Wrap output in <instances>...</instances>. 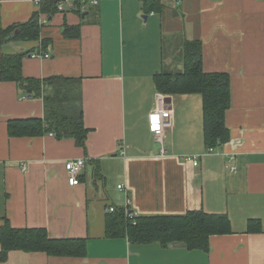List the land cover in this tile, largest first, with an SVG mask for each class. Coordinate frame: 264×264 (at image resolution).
<instances>
[{
    "label": "crops",
    "instance_id": "obj_1",
    "mask_svg": "<svg viewBox=\"0 0 264 264\" xmlns=\"http://www.w3.org/2000/svg\"><path fill=\"white\" fill-rule=\"evenodd\" d=\"M45 2L0 0V31L36 12L40 24L36 40L0 34V56L25 53V77H80L85 147L51 133L9 136L8 120L43 117V100L0 79V227L82 238L85 254L13 249L0 264H264V0H159L160 11L144 0H101L81 12L43 11ZM165 37L173 39L166 49ZM186 40L200 42L205 72L229 77V139L207 153L201 94H163L171 127L160 155L149 128L162 94L154 75L174 63L182 70L174 54ZM189 154L200 155L196 165L180 158ZM73 158L84 166L69 185L64 163ZM127 198L136 215L224 214L229 231L211 235L207 251L109 237L107 209Z\"/></svg>",
    "mask_w": 264,
    "mask_h": 264
},
{
    "label": "trees",
    "instance_id": "obj_2",
    "mask_svg": "<svg viewBox=\"0 0 264 264\" xmlns=\"http://www.w3.org/2000/svg\"><path fill=\"white\" fill-rule=\"evenodd\" d=\"M148 11L162 9L159 0H144ZM55 2L44 4L41 10H52ZM39 14L34 13L23 23L0 31L1 41L12 39L36 40L39 38ZM16 33L13 34L14 30ZM65 34L76 36L77 26H67ZM182 70L161 71L154 75L157 91L162 94L199 93L202 96L203 136L207 147H215L229 139L225 125V112L230 106V82L225 73L205 72L202 68L201 44L197 40L182 45ZM25 53L0 56V79L13 81L27 97H41L43 117L8 120L9 136H37L53 134L57 139L72 138L85 147L87 128L83 125L80 77L49 76L43 79L25 77L21 60ZM132 212V211H131ZM229 219L224 214L207 213L202 209L174 215L127 216L122 207L110 212L106 221V235L125 236L134 243L159 242L170 245L183 243L188 249L207 251L209 237L229 231ZM41 251L52 256H83L85 240L82 238H50L43 228H14L9 223L0 227V260L10 250Z\"/></svg>",
    "mask_w": 264,
    "mask_h": 264
},
{
    "label": "built area",
    "instance_id": "obj_3",
    "mask_svg": "<svg viewBox=\"0 0 264 264\" xmlns=\"http://www.w3.org/2000/svg\"><path fill=\"white\" fill-rule=\"evenodd\" d=\"M51 1V0H50ZM55 2L56 10L64 12L67 6H76L75 8L78 11H84L88 6H96L101 0H53ZM29 56L33 58L38 57H49L48 53L32 51ZM171 127V114L166 105V97L163 94L157 95L156 109L149 116V128L153 133L155 144L159 146V154L163 155L166 153L164 146L165 143V130ZM213 151V147L207 148V153ZM200 155L198 154H189L180 156V158L186 162H190L193 165L198 163ZM84 166L83 158H73L65 161L64 167L67 171V182L69 185H75L79 182V174ZM234 171V167L230 168ZM118 188H121L122 185L118 184ZM130 199H126L125 205L123 207L127 216H132L134 213L129 210ZM115 210L114 206H110L107 211L113 212Z\"/></svg>",
    "mask_w": 264,
    "mask_h": 264
},
{
    "label": "rangeland",
    "instance_id": "obj_4",
    "mask_svg": "<svg viewBox=\"0 0 264 264\" xmlns=\"http://www.w3.org/2000/svg\"><path fill=\"white\" fill-rule=\"evenodd\" d=\"M177 9H178V8H177ZM168 40H170L171 42H173V39L171 40V38H169V37H165V39H164L165 49L167 48V42H168ZM180 40H181V35H180V33H177V37H175V40H174V41H176V42L178 43V45H179ZM176 45H177V44H176ZM181 55H182V54H174L175 58H177L178 61H180L179 59L181 58ZM174 56H173V57H174ZM175 65H176L175 63H174V64H169V65H167L166 68H165V71H167V70H169L170 72H176V71H179V70H176V66H175Z\"/></svg>",
    "mask_w": 264,
    "mask_h": 264
}]
</instances>
